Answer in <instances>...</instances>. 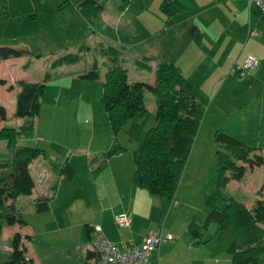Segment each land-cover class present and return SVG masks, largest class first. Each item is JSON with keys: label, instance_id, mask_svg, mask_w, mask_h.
<instances>
[{"label": "rangeland", "instance_id": "1", "mask_svg": "<svg viewBox=\"0 0 264 264\" xmlns=\"http://www.w3.org/2000/svg\"><path fill=\"white\" fill-rule=\"evenodd\" d=\"M22 1L27 10L25 18H19V15L12 20L3 21L0 18V46L22 50L19 56L0 59V78L12 80L5 85L8 89L0 84V104L6 110V118L0 122V126L16 127L22 122L21 118L13 114L16 94L20 88L17 81H41L46 74L48 77L40 98L39 112L34 118V137L25 139L20 136L11 146H6L7 142L0 140V162L8 159L13 146L37 145L46 155L38 156L36 163L49 167L57 157L60 160L56 162L59 166L64 162L65 156H69V153L64 155L65 150L88 143L93 124L96 125L94 142L97 136L107 131H104L105 125L109 129L106 112L100 101L104 72L112 61L109 50L116 52L117 62L127 70L128 81L152 82L156 66L162 62L163 56L176 55L184 41L178 38L172 44L171 32L163 31L165 14L160 10L162 0H130L123 11L118 8L120 0H94L103 10L92 15V22L75 12L84 0ZM186 1L192 7L177 13L174 16L176 22L181 15L183 18L196 15L198 19L214 16V10L208 7V1ZM17 3L13 4V8H16ZM59 6L61 7L58 8ZM33 13L37 14V18L30 19L28 15ZM117 30L122 36L118 37ZM229 33V50L220 46L217 50L213 48V53H225L224 57L228 53H242L246 56L251 54L260 66L256 63L244 76H239L235 65L226 67L224 60H218V63L202 64L200 72L209 80L205 78L201 86H195L189 80L207 99V104L174 196L175 202L165 198L163 200H166L168 206L162 212L159 207H154L152 211L156 223L161 224L167 216L169 221L167 219L166 227L173 221L176 222L174 231L182 237L186 236L187 221L195 218L199 225L205 222L208 209L204 198L214 188L217 175L215 132H223L241 140L252 149L251 155L264 154V38L262 44L259 43L262 46L256 47L252 42L246 45L245 39H238L233 31ZM206 41L207 38L203 42V52L206 50ZM65 53H78L79 60L73 64H52ZM195 53L200 54V51L196 50ZM200 59H204V53H201ZM138 61L146 65L139 66ZM92 68L98 72L97 79L82 80L78 75L74 77V73H83ZM144 98L146 106L150 107L153 103L154 107L153 111L150 109V112L137 120L138 124L146 125V130L155 121V97L145 90ZM131 132L135 141L141 139L137 127ZM129 152L128 147L127 153ZM9 170L8 166L2 167L0 179L6 178ZM59 179L58 173H55L53 184L58 185ZM83 183L90 185L91 181L81 173L74 180L73 188L76 192ZM222 191L226 196H232L251 206L257 198L264 197V169L259 166L247 168L242 177L232 178ZM76 198V201L66 203L61 208L73 214L69 216V225L72 220L81 218L83 213L91 214L97 206L96 201L91 198ZM155 199L160 198L155 196ZM222 203L224 202L220 206ZM29 206L31 207L29 198L21 195L12 205L0 204V213L22 212L24 218L32 224L27 211ZM5 227L10 231L5 230L0 235V264L8 260L6 250L11 247L12 234L15 232L12 226ZM215 227V223H209L203 230L204 238L214 243L217 249L227 250L232 241L231 228L215 232ZM46 236L49 243L47 252L52 255L51 259H48V255L42 257L46 264H87L85 248H80V243H87L79 242L78 237L70 230L52 232ZM35 246L37 250L39 244L36 243ZM203 258L205 260L201 264H210L208 258ZM259 260L264 264V252Z\"/></svg>", "mask_w": 264, "mask_h": 264}, {"label": "trees", "instance_id": "2", "mask_svg": "<svg viewBox=\"0 0 264 264\" xmlns=\"http://www.w3.org/2000/svg\"><path fill=\"white\" fill-rule=\"evenodd\" d=\"M129 3L130 0H120L118 8L124 10ZM185 8L178 0H162L160 10L165 14L164 25L173 24V17ZM78 9L82 16L92 22V15L101 12L103 7L94 0H84ZM29 17L33 19L36 14H30ZM182 26L187 27L190 36L199 42L201 32L196 26L186 23ZM21 52L20 49L0 46V59L19 56ZM109 54L112 61L104 72L100 101L114 136L128 121L140 119L147 114L145 90L150 91L155 97L154 124L146 129L140 148L132 152L135 165L133 181L137 187L146 190L150 195L174 200L207 99L171 62L157 64L153 83L130 82L127 70L117 62L116 52L109 50ZM78 60V53H65L52 64H71ZM138 63L139 66L146 65L141 61ZM47 77L48 74L43 80L35 82L17 81L20 89L16 94L13 114L22 118L23 122L17 128L11 126L0 128V140L6 141L8 146L20 136L29 139L34 135V118L40 109V98L45 90ZM80 78L94 80L98 78V72L92 68L81 73ZM0 84H5V80L0 78ZM5 118V107L0 104V121H4ZM215 141L217 175L214 188L204 198L208 209L205 222L199 225L195 218L189 221L185 232L187 240L196 245L206 243L208 239L204 238L203 230L212 222L216 226L215 232L230 227L232 241L227 248L230 264H261L259 256L264 252V197L257 198L254 204L247 206L232 196H226L222 189L232 178L242 177L247 168L259 166L264 169V154L251 155L252 149L244 142L223 132H215ZM124 149L113 140L102 157L106 159ZM44 154V150L37 145L13 146L5 163L10 172L6 178L0 179V204L6 200L13 201L21 195L31 194L33 180L28 166L34 158ZM56 162H52V165L59 173L66 178L73 176L74 170L67 161L59 166ZM258 193L261 195L260 191ZM221 202H224L222 206ZM48 209V198H39L35 201L36 212L41 213ZM14 224L20 226L27 224L22 213H0V235L5 225ZM93 232L94 226L84 223L81 238L90 243ZM28 237L29 235L18 231L12 234L11 250L8 253V260L3 264H33L32 257L27 256L24 244ZM96 256V252L91 248L85 252L86 260L96 261Z\"/></svg>", "mask_w": 264, "mask_h": 264}, {"label": "crops", "instance_id": "3", "mask_svg": "<svg viewBox=\"0 0 264 264\" xmlns=\"http://www.w3.org/2000/svg\"><path fill=\"white\" fill-rule=\"evenodd\" d=\"M178 1H181L187 10L192 7L186 0ZM206 1L210 3L208 7L214 10L213 17L209 15L207 19H198L196 15L186 18H183L184 16L181 15L178 22H176L173 17V24L170 26L164 25L163 30L165 33L171 32L172 44H175L178 38L182 39L184 43L178 48L176 55L163 56L162 62L173 63L195 86H201L206 78L203 76L202 71L200 72L202 64L218 63V60H224L227 63L226 67L235 65L234 68L236 69L246 57V55L242 53H235V55L228 53L226 57H224L225 53H213V48L217 50L220 46L225 47L226 51L229 50L230 39H228V36L231 34L229 31H233V34H236L238 39H245L246 45L252 42L256 47H260L262 45L259 43L262 44L264 38V20L256 9L250 6L249 0ZM15 3H17L16 8H13V4ZM24 4L22 0H0V18L3 19V21L12 20L13 17L18 15L21 19L25 18V16H27V10L24 9ZM75 10L80 16L79 9L76 8ZM35 18H37V14ZM181 18L183 19L180 20ZM119 19L120 17L117 19L116 23H118ZM183 23L197 27L201 32L199 42L195 41L190 36L187 32V27L182 26ZM184 32L186 35H184ZM126 34L128 33H125V35ZM119 36L122 35L118 31V37ZM206 38V50L203 52L202 46ZM196 50L200 51V54L195 53ZM201 53H204V59H200ZM253 54L255 55L256 53ZM258 57H260V55H258ZM257 65L260 66V63L257 62ZM80 74L81 73H74V77L76 78L77 75V77H80ZM206 79L209 80V78ZM4 80V89H8V86L6 87L5 85L11 83L12 80ZM153 82L154 80L148 83ZM245 91L248 90L245 89ZM146 107L147 113L150 112V109L153 111V103L150 107ZM137 120L139 119L128 121L116 136L113 135L110 126L109 129H106L107 125H105L104 131H107H105L103 135L97 136L95 142L96 125L93 124L90 128V136L87 144L77 145L65 150L66 153L64 155L69 153V156H65L64 161H67L74 170L71 178H66L63 174L59 173L58 170L53 167L52 163L49 167H46V165L41 166L40 162L36 163L38 157L34 158L29 163L28 167L33 180V188L31 194L26 195L31 201V207L29 206L27 211L33 222L30 224L31 222L25 219L27 224L21 226L14 224L11 226L15 229L13 231L29 235L24 241V244L27 248V256L32 257L33 264H46V260H42V257L46 255H48V259H51L52 255L50 252H47L49 245L48 239L45 237L52 232L57 233L58 231L70 230L76 235V238L78 237L79 242L84 243L85 241L81 238V230L84 223H89L94 227L99 226L104 235L110 241L118 244L122 249L141 246L143 238L150 230L161 231L163 234H171L173 239L171 241H164L160 244L158 251L151 256L149 261L150 264H201L200 262L205 260L203 258L204 256L211 261L210 264H230V255L228 251L224 248L217 249L214 243L210 242L209 239L206 243L196 245L194 242L188 241L186 236L182 237L174 231L176 222L173 221L171 225H167L166 227L169 216H167L161 224L155 222L156 218L152 217L154 207H159L162 212L168 204L166 200H163L165 198L157 196L160 199H155V196L137 187L133 181L135 165L132 152L140 147L142 136L146 131V125L138 124ZM22 122L14 128L19 127ZM3 126L4 125H1L0 128ZM134 127H137L141 133V139L137 141H135L131 132ZM33 137L34 135L31 138ZM113 140L117 141L125 149L105 159L102 157V154L110 147ZM6 146H8L7 143ZM128 147L131 151L129 154L127 153ZM7 161L8 159H5L3 162H0V169L2 167H7V165H5ZM56 161L60 160L57 157L52 160V162ZM55 173H58L60 177L58 185L53 184L52 179ZM81 173L86 175L91 181V184L88 185L83 183L77 188L78 190L76 192V189L73 188L74 180L77 179V176ZM50 183H52L51 186ZM19 197L13 201L6 200L5 204L9 205L10 202L13 204ZM76 197H79V200L82 198L84 199V197L87 200L91 198L96 201L97 206L91 214L83 213L81 218L72 220L71 225H69V216L73 214L61 208H63L66 203L68 204L71 201H76ZM39 198H48L49 203V209L41 213L35 211V201ZM172 201L175 202V198ZM51 208H53L52 211ZM118 214L128 215L130 218L128 227L117 226L115 216ZM5 230L10 231V229H6L4 226L1 235ZM175 235H177L176 239ZM72 238H74V236ZM36 243L39 244L37 250L35 246ZM80 248H85L86 251L91 248V243H87V245H81L80 243ZM10 250L11 247L7 248V254ZM85 263L95 264V260H87ZM1 264H3V262ZM261 264L263 263L261 262Z\"/></svg>", "mask_w": 264, "mask_h": 264}, {"label": "built area", "instance_id": "4", "mask_svg": "<svg viewBox=\"0 0 264 264\" xmlns=\"http://www.w3.org/2000/svg\"><path fill=\"white\" fill-rule=\"evenodd\" d=\"M249 4L259 12L264 20V0H249ZM256 63V59L248 54L242 63L236 67L238 75L244 76ZM115 222L118 227H128L130 218L126 214H118L115 216ZM172 239L171 234L150 230L143 238L141 246L122 249L118 244L110 241L99 226H96L90 243L91 249L97 255L95 264H150L151 256L158 251L160 244Z\"/></svg>", "mask_w": 264, "mask_h": 264}]
</instances>
